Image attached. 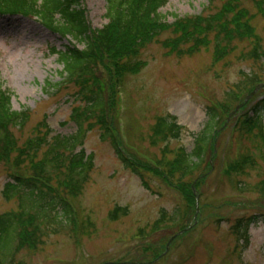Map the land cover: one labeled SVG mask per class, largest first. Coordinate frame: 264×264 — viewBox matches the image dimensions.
<instances>
[{
    "label": "rangeland",
    "instance_id": "obj_1",
    "mask_svg": "<svg viewBox=\"0 0 264 264\" xmlns=\"http://www.w3.org/2000/svg\"><path fill=\"white\" fill-rule=\"evenodd\" d=\"M228 1L166 0L160 12L174 24L178 19L217 15ZM83 3L93 30L106 26V1ZM241 9L249 12L246 20L254 32L235 39L232 51L221 60H216L215 35L208 36V43L197 52L189 53L192 43L177 54L164 47V41L175 38L168 32L140 50L137 60L142 67L118 83L114 61L103 57L100 62L117 136L140 163L141 159L155 165L162 158L166 144H151L158 117L172 115L183 127L180 139L167 144L168 159H173L180 149L187 154L195 150L196 140L209 121L207 111L217 106L223 122L210 141L192 186L199 203L196 198L188 205L183 193L165 182L164 173H152L140 164L146 189L143 179L124 167L110 142L101 141V131L95 128L85 141L86 153L94 156V168L81 196L73 199L61 192L73 207L76 226L58 233L48 229L42 238L44 244L22 251L16 257L17 264H264V191L259 187L264 183V132L263 142L254 138L257 131L252 137L242 136L236 125L248 111L232 117L254 92L251 107L264 100V88L240 94L250 78L264 85V55L258 59L250 55L256 38L264 52V12L246 0L241 1ZM74 44L37 19L0 16V82L13 94V111L30 112L27 126L13 131L19 146L45 119L53 136L75 132L70 117L73 108L81 104L73 103L77 87L66 85L58 92L48 87L60 83L63 72L52 51L63 52ZM231 93L239 98L234 103L229 102ZM226 105L233 110L228 113ZM244 156L251 157L255 166L242 175L231 173V165ZM11 172V164L0 159V215L19 211L18 201L6 200L3 193ZM117 207L127 208L128 216L111 221L110 214ZM164 212L167 219L180 214L177 219L182 218L177 226L169 223L153 232ZM252 217L259 220L249 227L248 240L238 241L232 228L238 220ZM184 230L187 233L173 239Z\"/></svg>",
    "mask_w": 264,
    "mask_h": 264
},
{
    "label": "trees",
    "instance_id": "obj_2",
    "mask_svg": "<svg viewBox=\"0 0 264 264\" xmlns=\"http://www.w3.org/2000/svg\"><path fill=\"white\" fill-rule=\"evenodd\" d=\"M105 1L108 23L101 30H93L83 0H0L1 17L37 19L52 33L74 41L75 44L63 52L52 51L63 66V72L61 82L49 84L48 87L58 92L66 85L76 86L78 90L73 96V103H81L71 113L70 119L76 128L73 134L53 136L45 119L32 136L19 146L13 131L27 126L30 112L13 111V94L0 82V159L13 168L3 193L6 200L16 199L19 204L18 212L0 215V264H17L16 257L22 251L38 249L44 244L42 238L48 229L54 228V233H58L76 226L73 207L61 192H66L73 199L81 196L94 168V156L86 153L85 141L88 133L95 128L101 131V141L110 142L124 167L143 179L146 189L149 190V187L144 182L140 164H144L152 173H164L165 182L181 191L188 205L196 201L192 188L193 182L198 180L195 174L204 163L206 150L212 138L214 140L216 137L218 125L223 122L217 106L209 107V121L201 137L196 140L195 150L187 154L180 149L173 159H168L170 152L167 144L170 140L180 139L183 127L172 115L158 117L152 129L151 144L153 147L166 144L162 158L156 160L155 165L141 159L143 162L140 163L124 148L117 136L106 89L102 85L100 62L103 57L114 61V75L118 83L128 73L140 70L142 66L137 60L140 50L168 32H172L175 38L164 41V47L177 54L184 53L182 47L192 43L194 45L189 53L193 54L208 43V36L215 35L216 60H221L232 51L230 48L235 39L254 32L246 20L249 12L240 10L242 0H229L217 15L178 19L174 24H169L167 17L160 12L166 0ZM246 1L257 4L264 12V0ZM233 14L235 16L232 17ZM256 41L250 55L258 59L262 58L264 52L259 44L260 39L256 38ZM80 45L84 48L80 49ZM250 79L249 85L240 94L251 92L261 85V81ZM234 94H229V102L234 103L239 99ZM254 102L255 99L250 100L241 109L240 112H248L239 117L236 127L240 135L246 137L254 136L257 131L254 138L259 137L263 142L264 100L251 107ZM225 109L228 113L233 110L229 105ZM194 158L197 162H193ZM254 166L253 159L244 156L231 165L230 172L242 175ZM53 183L57 186H53ZM259 187L264 191V183ZM126 216L128 209L117 207L111 212L110 219L117 221ZM177 217L167 219L166 213H162L154 224L153 232L169 223L177 226L182 218H178V221ZM262 219L264 223V217ZM257 220L258 217H252L236 222L232 233L238 241L248 240L249 227Z\"/></svg>",
    "mask_w": 264,
    "mask_h": 264
},
{
    "label": "water",
    "instance_id": "obj_3",
    "mask_svg": "<svg viewBox=\"0 0 264 264\" xmlns=\"http://www.w3.org/2000/svg\"><path fill=\"white\" fill-rule=\"evenodd\" d=\"M260 88H264V86H260V87H258V89H260ZM256 91H257V90H256ZM255 93H256V92H254V93H253V94L247 99V102H248V101H249V100L255 95ZM239 110H240V108L237 109V111H239ZM236 113H237V112H235L233 115H235ZM233 115H232V116H233ZM183 233H185V231L182 232V234H183ZM173 239H174V238H173ZM172 241H173V240H172ZM167 250H169V246H168V249H167Z\"/></svg>",
    "mask_w": 264,
    "mask_h": 264
}]
</instances>
